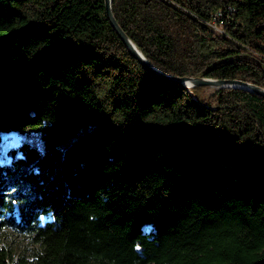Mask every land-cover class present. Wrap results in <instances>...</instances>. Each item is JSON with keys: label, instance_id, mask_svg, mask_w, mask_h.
<instances>
[{"label": "trees", "instance_id": "trees-1", "mask_svg": "<svg viewBox=\"0 0 264 264\" xmlns=\"http://www.w3.org/2000/svg\"><path fill=\"white\" fill-rule=\"evenodd\" d=\"M112 9L160 69L264 87V0ZM207 87L148 70L105 0H0V264H264V96Z\"/></svg>", "mask_w": 264, "mask_h": 264}, {"label": "water", "instance_id": "water-1", "mask_svg": "<svg viewBox=\"0 0 264 264\" xmlns=\"http://www.w3.org/2000/svg\"><path fill=\"white\" fill-rule=\"evenodd\" d=\"M106 2V10L108 17L110 19L111 24L122 38L130 52L139 59V61L151 72L164 78L166 80L177 82L187 88L192 85H214L218 88L220 87H241L248 89L250 91L256 92L262 96H264V87L260 86L254 82H250L241 78H214L208 76H176L171 73H168L156 65H154L148 58L144 55V53L140 50V48L136 45V43L130 38V36L126 33V31L122 28V26L117 21L113 9H112V0H105Z\"/></svg>", "mask_w": 264, "mask_h": 264}, {"label": "rangeland", "instance_id": "rangeland-1", "mask_svg": "<svg viewBox=\"0 0 264 264\" xmlns=\"http://www.w3.org/2000/svg\"><path fill=\"white\" fill-rule=\"evenodd\" d=\"M217 88L218 87L214 85H209L206 88V92L211 93ZM19 138H20V135L17 134L15 131H9V132L6 131L4 133L3 139L1 141L2 151H3V154H5L4 157L7 156L8 149L11 146H16L18 144ZM24 139L32 142L39 149L43 150V147H44L43 140L37 130L30 131L28 134L25 135ZM41 219L42 221H45L49 219V217L42 216ZM5 242H7V244L10 245L12 249L15 250L16 253L32 247L29 238L21 236L20 234H17L16 232H11V231L8 233V237L5 239Z\"/></svg>", "mask_w": 264, "mask_h": 264}, {"label": "built area", "instance_id": "built-area-1", "mask_svg": "<svg viewBox=\"0 0 264 264\" xmlns=\"http://www.w3.org/2000/svg\"><path fill=\"white\" fill-rule=\"evenodd\" d=\"M229 9L232 10L231 7H229ZM225 14H226L225 10L224 9H220L217 12L214 13V15L212 16V18L208 22V25L217 34L224 33L225 26H226V17H225Z\"/></svg>", "mask_w": 264, "mask_h": 264}]
</instances>
